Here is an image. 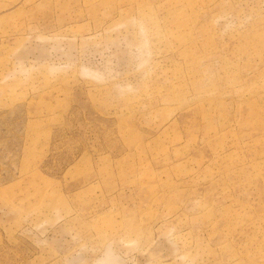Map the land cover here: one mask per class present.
I'll list each match as a JSON object with an SVG mask.
<instances>
[{"label":"rangeland","instance_id":"374dc122","mask_svg":"<svg viewBox=\"0 0 264 264\" xmlns=\"http://www.w3.org/2000/svg\"><path fill=\"white\" fill-rule=\"evenodd\" d=\"M0 264H264V0H0Z\"/></svg>","mask_w":264,"mask_h":264}]
</instances>
